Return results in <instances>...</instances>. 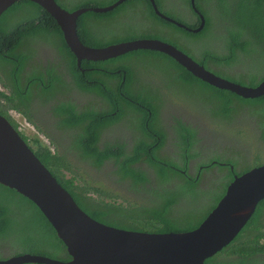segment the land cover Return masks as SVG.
<instances>
[{
    "label": "trees",
    "instance_id": "1",
    "mask_svg": "<svg viewBox=\"0 0 264 264\" xmlns=\"http://www.w3.org/2000/svg\"><path fill=\"white\" fill-rule=\"evenodd\" d=\"M193 1L207 21V26L197 34L157 16L150 0H128L108 13L87 12L78 19V34L84 44L92 47H105L140 38L160 39L194 57L208 70H213L208 63L218 62V71H214L217 75L242 85L256 86L260 78H264V0H163L171 11L165 9L162 0H155L164 14L191 28H198L201 19L193 10ZM62 2L64 5L58 2L62 7L68 6L67 2ZM203 9H206V12ZM174 14L179 17H173L176 16ZM185 17H188L187 21ZM208 26L219 28L222 35L218 36V41L212 37ZM34 39L44 41L54 39L69 59L68 68L78 90L97 98L94 99L93 106L89 107L76 106L71 100L58 98L55 102L56 112L53 113L60 120L55 127L83 132L84 135L81 134L80 138H76L75 135L71 138L72 147L80 153L84 159L83 163L100 167L105 160L110 159L114 164L111 171L113 177L119 184L131 185L133 190V195L126 197V192L110 190L99 182L100 187L87 183L78 184L76 178L72 176L75 173L80 175L78 170L68 167L70 163L66 160H62L61 163L58 153H53L44 146L36 133L26 136L19 131V124L11 121L41 162L72 195L78 206L102 223L128 230L177 233L197 228L211 209L217 206L230 181L226 187L224 182L221 183L214 198L201 203L199 210H192L196 203L194 197L207 194L190 186L195 183V178L188 179L179 169H187L189 162L197 157L191 153V143L195 136L190 134L188 138H180L176 145L179 152L175 149L176 152L172 155L175 161L168 160L167 156L171 155L163 152V148L167 142V128H171V114L169 115L168 111L162 113L164 103H159L163 95V92H160L161 84L150 91L152 93L150 96L145 94L143 89L139 90L140 78L153 72L171 79L169 71L172 68L181 77L189 76L192 95L195 96L197 91L199 92L200 100L206 103L207 109L211 111L207 118L219 121L220 131L232 123L234 116L236 118L244 116L247 108L251 114L263 119L264 96L245 99L230 91L210 86L189 73L173 58L151 50L130 52L104 62L83 60L81 65L87 69L83 73L66 45L55 19L40 5L21 0L0 17V71L5 72L13 81L15 90L12 96L0 91V98L10 100L14 107L25 113L33 110L34 104H28L32 97L42 95V101L47 103L53 100L58 92L69 90L67 86L69 83L57 76L51 66H46L41 61L37 63L38 60L32 55H25L27 42ZM209 41L212 43L209 44ZM29 63L39 71V74L42 73L41 68L46 66L49 75L43 86L36 85L31 88L30 98L23 93L25 85L22 81L27 75L25 66ZM240 63H245L241 65L240 71L227 74V69H233ZM219 67L223 70L220 71ZM122 76H125V80H122ZM15 79L23 85L20 90ZM200 88L210 93L204 100L198 90ZM81 101H84L82 93L79 94L80 104ZM136 101L140 104H136ZM215 103L218 105H214ZM0 112L7 116L8 110L0 108ZM33 119L39 123L36 115H31L28 120L34 122ZM156 119L159 124L156 123ZM209 120L207 122L214 123ZM123 121H126L127 127L134 132L132 147L129 144L127 147L120 145L119 149L114 150L113 145L105 149L94 145L86 150L83 138L96 144L104 129ZM38 123L35 122L40 129ZM215 124L218 126V123ZM180 126L182 129L183 124L180 123ZM47 130L50 135L51 130ZM234 130H238L234 132V138L238 136L242 138L241 146L252 145L248 140V126L235 125ZM226 139L228 141V138ZM260 153L264 154V150ZM217 157L226 158L220 153ZM138 163H145L151 169L152 175L137 167ZM199 165L205 164L199 163L197 170ZM228 174L232 176L230 172ZM152 178L155 185L147 187L145 183ZM176 179L185 182L177 183ZM233 179L234 177H231L230 180ZM149 189L154 191L151 193L153 198L150 201H146L148 199L145 197L139 199L140 194H147ZM180 197L187 198L189 210L183 216H176L173 208ZM204 210H207L206 214H203ZM199 211L202 213L193 214ZM8 243L13 246L9 248ZM0 245L12 250L15 256L24 254L19 253L22 250L46 249L48 252L57 253L55 258L67 255L66 260L71 259L66 247L38 207L14 189L2 184H0ZM205 264H264V200L259 202L253 217L235 240L221 252L207 259Z\"/></svg>",
    "mask_w": 264,
    "mask_h": 264
},
{
    "label": "water",
    "instance_id": "2",
    "mask_svg": "<svg viewBox=\"0 0 264 264\" xmlns=\"http://www.w3.org/2000/svg\"><path fill=\"white\" fill-rule=\"evenodd\" d=\"M21 0H0V17ZM40 5L57 22L64 41L78 65L83 60L107 61L138 50L157 51L173 58L196 78L245 99L264 96V80L256 86L242 85L217 75L173 44L160 39L140 38L105 47L84 44L78 34V19L87 12L108 13L128 0L107 7H83L69 11L56 0H28ZM160 18L188 32L200 33L164 14L150 0ZM0 184L33 202L45 216L71 257L68 261L43 255L20 254L0 259V264H205L241 233L264 200V164L236 175L225 194L205 220L194 230L155 233L118 228L102 223L84 212L72 195L41 162L19 131L0 114Z\"/></svg>",
    "mask_w": 264,
    "mask_h": 264
},
{
    "label": "flooded vegetation",
    "instance_id": "3",
    "mask_svg": "<svg viewBox=\"0 0 264 264\" xmlns=\"http://www.w3.org/2000/svg\"><path fill=\"white\" fill-rule=\"evenodd\" d=\"M208 43L211 44L212 41H209ZM25 55H32L35 59L38 60L37 63H40L39 61L43 57L46 61L45 63L46 66H51L57 76H60L64 81L67 82V84L69 83L67 85L69 90L58 92L56 97L53 100L48 101L47 103H44L42 101V95L36 98L32 97V93L29 92L30 90H32L31 88H33L36 85L43 86L45 80H47V77H49V75L46 70V66L42 68L40 67L42 69V73L39 74V71L36 70V68L32 66L31 63H29L28 65L26 64L25 71H27L26 72L27 75L22 79L25 87L22 84H20L18 79L15 80L18 84L19 90L21 86H23L25 91L22 90V92L24 91L23 93L28 95L29 98L32 97V101L28 103L29 105L34 104L32 112L28 111L27 113H25L20 109L14 107L13 103H11L10 100H5L3 98H0V108L2 110L5 109L8 110L7 116L9 118L6 115L2 114L1 112L0 114L6 116L10 122L11 121L15 122V118H13V114H16L21 118H23L24 120H26L33 127L35 133L38 135L39 139L41 140V143L44 146L48 147L53 153H58L60 158L59 161L61 163H63L62 160H66L70 163L68 167H71L80 172V175H77L76 173L72 175L76 178V182L78 184L87 183L89 185H96L98 187H100V184H102L104 187L109 188L105 184V181L107 180L106 171H112L114 167L112 161L110 159L105 160L100 167H95L91 164H84L83 163L84 159L81 157L80 153L72 147V143H71V138L74 135L76 138H80V135L83 134V132L73 129L56 128L55 126L59 123L60 118L53 113L56 112L55 102L56 100H58V98L63 97L65 101L71 100L72 103H74L76 106L89 107V106H93L94 99L97 100L96 96L95 98H93L91 95H87L86 93L80 92L78 90L74 82L73 75L68 68L69 59L67 55L60 50V47L57 46L54 39H50L49 41L37 40V39L29 40L25 47ZM77 65H78V61H77ZM208 65L214 71H218V62L214 61L213 63H208ZM78 67L83 73L87 70L81 64L78 65ZM219 70L222 71L223 69L219 67ZM238 71L239 68L227 69V74L228 75L233 74L234 72H238ZM169 75L171 76V79L159 73L158 75L153 72L150 74H144L142 75V77L138 82L139 90L143 89L145 91L144 92L145 94L151 96L152 93L150 91L155 90L156 87L158 88V86L161 84L160 92H163V95L161 96V101H159V103L160 102L164 103V106L161 108L162 113L168 111L169 115L171 114L170 116L171 128L170 129L167 128L166 131L167 142L165 147L163 148V152L168 150H172L176 152L175 149H177L179 152V149L176 145L179 143L180 138H188L190 134H193L195 136L191 143V153L196 154L197 157L193 158L189 162L186 170L183 169H179V170L183 172V175L188 179L192 180V178H195V183H193L190 186H194L195 189H197L198 191L207 194V195L204 194L200 197H194L196 203L195 206L192 207V210H199L201 208L200 207L201 203L208 202L214 198V196L218 193V187H220L221 185L220 184L218 186V183H215L214 186L205 184L203 177H205L207 174L209 175V177L206 178V180L209 181L210 184H211L210 182L211 178L213 176H218V174L221 175L222 178L221 183L224 182V184H227L229 181L231 182L230 180L231 177H235L236 175H241L254 167L264 164V160L260 159L262 154L260 152L261 150H264V131L263 133L261 132L262 134L261 136L258 135V131L256 132L257 127L259 129L261 128L264 129V127H262L261 125L264 120L262 121L260 118H257L255 120V124L257 127L255 125L248 126L247 134L249 135L250 143H252L251 146L248 145L241 146L240 139L242 138H240L239 136L234 139L233 134L235 131L238 130H234L233 124L232 125L228 124V126L225 128L227 131H230V133L226 134L228 135V142H231L234 146L239 148V150L243 151L244 154H252L254 156L252 160L251 158H249L248 161H245L241 158H238V154L240 152H237L236 158H230V157L225 159L221 158L218 160L219 162L211 161V163L209 164H205L202 166L199 165V169L197 170L198 167L197 165L199 164L198 160L201 158L205 150V149L201 150V147L209 148L212 145L218 147V138L220 137L217 132L218 126L216 128L217 131L214 130L213 128H210V124H208L207 122L209 120L207 118V114L211 111L207 109V104L204 103L202 100H200L201 98L198 91L195 94V96L192 95L191 80L189 76L185 75V77H181L179 73L176 70H174V68H172V70L169 71ZM0 77H1L0 91H4L9 96H12L13 92H15L13 87V81L10 78H8V76L3 71H0ZM260 79L261 80L259 81V83L264 80V78L262 77ZM122 80H125V76H122ZM80 93H82L84 97H89V101L84 100L83 102L81 101L80 104L79 103ZM122 95H124L123 92ZM17 101H19V99H17ZM85 103H91V104H85ZM135 103L140 104L137 101ZM6 106L10 109H8ZM31 115H36L37 118H39L38 119L39 123L35 119H33L34 122L28 120L29 118H31ZM209 121L218 123L215 119H211ZM35 122L40 125V129L36 126ZM238 122L239 125L242 124L240 120H238ZM156 123L159 124V121L157 119H156ZM180 123L183 124L182 129ZM12 124L15 126L14 123ZM176 128H179V130H177ZM47 129L51 130L50 135H48ZM117 129H120L121 131ZM220 132L225 134L223 130H221ZM226 135H223L224 139L222 138L224 142L226 141L225 140ZM53 137L55 139H53ZM133 138H134V132H132L131 128L127 127L126 121H123L122 123L118 122L114 124L113 127L104 129L103 132L100 133L96 144H94L89 139L83 138V141L86 144V150H89L94 145L97 148L99 147L101 149L110 148L111 145H113V149L116 150L120 148V145L127 147V144H129L132 147ZM258 154L260 156H258ZM255 161H258L257 166L254 167L252 166V168H250L249 170L243 173L241 172L242 170H239V168L236 166L237 164L236 162H241L242 165L248 166V165H252ZM193 166H195L194 167L195 173L192 172ZM137 167H141V169L145 171L147 174L152 175L151 169H149L145 163H138ZM219 168H225V169L221 170ZM212 170L215 171L213 172ZM219 170L221 171V173H218L220 172ZM228 172H230L232 176H230ZM111 180L115 185H119L121 187L120 191L126 192V197H130L133 195L132 193L133 190L131 189V185H124V184L122 185L121 183L119 184L116 178H113ZM145 185L147 187H151L155 185L154 178L148 180L145 183ZM152 192L154 191L150 189L147 190V194L144 195L140 194L141 197L139 199H144L145 197V199H148L146 201H150L153 198L151 194ZM135 198L137 199V196H135ZM188 210H189V206L187 204V198L180 197L177 204L174 205L173 208L174 214H176V216L178 215L183 216ZM204 212L205 210L203 211V213ZM199 213H202V211L195 212L193 214H199Z\"/></svg>",
    "mask_w": 264,
    "mask_h": 264
},
{
    "label": "rangeland",
    "instance_id": "4",
    "mask_svg": "<svg viewBox=\"0 0 264 264\" xmlns=\"http://www.w3.org/2000/svg\"><path fill=\"white\" fill-rule=\"evenodd\" d=\"M57 1L61 5H64L62 1L67 2L68 6H65V9H67L69 11H74V10L80 9L79 7L83 8L85 6L107 7V6H110L111 4H113L114 2H116V0H62V1L61 0H57ZM162 4L164 5L166 10L171 11L169 5L163 3V0H162ZM75 7L77 9H75ZM203 11L206 12V9H203ZM174 15H176V14H174ZM173 17L177 18L179 16L176 15V16H173ZM180 18H182V17L180 16ZM185 19L187 21L188 17H185ZM208 27H210V26H208ZM210 31H211L212 37H216L215 40L218 41V36L222 35V33L219 30V28L217 29V28L211 26L210 27ZM40 61L43 64L46 63V61H45V59L43 57L40 59ZM242 64H245V63H241L240 65L236 66L235 68H239V71H240V68L242 67L241 66ZM220 76H222V75H220ZM222 77H224V76H222ZM224 78H226V77H224ZM198 90L200 91L201 97H202L203 100H204L205 97H207L210 94L206 89H201L200 88ZM84 100L85 101H89V97H84ZM214 105H218V103H215ZM248 110H250V109L247 108V110H245L244 116H238L237 118L234 116V118L232 119L231 125L233 124V126H235V125L238 126L239 125L238 120H240L242 122V124H244L246 126H251V125H255L256 126L255 120L257 119V116L251 114V111H248ZM13 118H15L16 124H19L20 130L23 133H25L26 136H32L33 134H35V131L32 129V127L29 126V124L23 118H21L20 116H18L16 114H13ZM261 120L263 121L264 118L261 119ZM208 124H210V128H213L214 130H216L217 126H215L216 125L215 123L211 124L210 122H208ZM261 125H262V127H264V121L262 122ZM220 129H221V123L218 121V131L216 130L218 132V135L220 136L218 138V147H215L214 145L210 146L209 148L201 147V150H203V149H205V150H204V153L201 156V158L198 160V163L203 162L204 164H209V163H211V161L212 162L218 161L219 159H221V158L217 157L218 153L222 154L226 158H228V157L236 158L237 157L236 153L240 152L238 154V158H241V159H243L245 161H248L249 158H251V160L253 159L254 156L252 154H244L243 151L239 150V148L234 146L231 142H228L227 139H225L226 141L224 142L222 140V138L224 139L223 135H226V134H223L222 132H220ZM257 129H258V135L261 136L262 135L261 132L263 133L264 129L263 128L259 129L258 127H257ZM117 130L121 131L120 129H117ZM223 132L224 133H230V131H227L226 129H223ZM225 138H228V135H226ZM248 140H250V139L248 138ZM164 152H167L169 155H171L170 157L166 155L168 157V160H174L175 161V158L172 157V155L175 153L174 151L168 150V151H164ZM261 158H262V160H264V154H261ZM238 163H241V162H238ZM257 163H258V161H255L252 165H248V166L237 164V167L239 168V170H242L241 172L243 173V172L249 170L250 168H252L253 165L256 166ZM194 167L195 166H193V168H192V172L193 173H195V171H194L195 168ZM219 169H225V168H219ZM212 171L214 172L215 170H212ZM181 173L183 174V172H181ZM218 173H221V171L218 172ZM208 177H209L208 174L204 177V183L207 184V185H211L209 183V181L206 180V178H208ZM106 178H107V180L105 181V184L109 187L110 190H113V191H116V192H119L121 190V187L119 185H115L112 182L111 179H113L114 177L111 174V171H106ZM211 179H212L213 185L215 183H218V186L221 184L222 178H221L220 174H218V176H213ZM176 182L177 183H183L185 181L176 179ZM224 185L226 187L227 184H224ZM209 208L207 210H209ZM207 210H205V212L203 214H206ZM212 210H213V208L211 209V211ZM1 246L2 245H0V259H4L6 257L12 256V254H13L12 250H10L8 248H5L4 246H2V247ZM12 246L13 245L11 243H8V247L9 248L12 247ZM19 253L34 254V255H45V256L48 255L47 257H50V258H53V259H57L58 258V260L68 261V260H66L68 258L67 255H64L63 257L55 258L57 253L48 252V250L46 251V249L39 250V251H35V250H26V251H24V250H22V251H19ZM13 255L15 256V254H13Z\"/></svg>",
    "mask_w": 264,
    "mask_h": 264
},
{
    "label": "clouds",
    "instance_id": "5",
    "mask_svg": "<svg viewBox=\"0 0 264 264\" xmlns=\"http://www.w3.org/2000/svg\"><path fill=\"white\" fill-rule=\"evenodd\" d=\"M117 1V0H116ZM127 2V1H126ZM176 20V19H175ZM178 21V20H177ZM213 25V24H212ZM207 26V21H206V25H205V27ZM214 39L216 38V37H213ZM192 58H194V57H192ZM195 59V58H194ZM196 60V59H195ZM197 61V60H196ZM200 63V62H199ZM201 64V63H200ZM201 65H203V64H201ZM205 66V65H204ZM206 67V66H205ZM211 71H214V70H211ZM232 81V80H231ZM234 82V81H233ZM237 83V82H236ZM240 84V83H239ZM259 84V83H258ZM257 84V85H258ZM211 86V85H210ZM248 86V85H247ZM26 121V120H25ZM27 122V121H26ZM15 123H16V121H15ZM28 123V122H27ZM29 124V123H28ZM18 125V124H17ZM29 126L30 127H32L30 124H29ZM32 129H33V127H32ZM34 130V129H33ZM19 131H20V128H19ZM198 166V165H197ZM203 179H204V177H203ZM210 182H211V185H213V183H212V179L210 180ZM215 185V184H214ZM213 185V186H214ZM214 209V208H213ZM14 256V255H13ZM5 259V258H4Z\"/></svg>",
    "mask_w": 264,
    "mask_h": 264
},
{
    "label": "bare ground",
    "instance_id": "6",
    "mask_svg": "<svg viewBox=\"0 0 264 264\" xmlns=\"http://www.w3.org/2000/svg\"><path fill=\"white\" fill-rule=\"evenodd\" d=\"M35 150V149H34Z\"/></svg>",
    "mask_w": 264,
    "mask_h": 264
}]
</instances>
